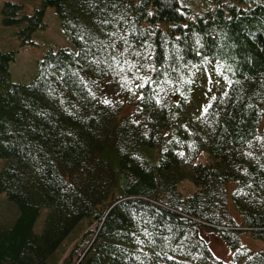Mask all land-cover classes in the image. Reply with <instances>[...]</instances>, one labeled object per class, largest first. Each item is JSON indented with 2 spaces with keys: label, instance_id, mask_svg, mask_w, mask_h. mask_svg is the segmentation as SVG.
I'll return each instance as SVG.
<instances>
[{
  "label": "trees",
  "instance_id": "trees-1",
  "mask_svg": "<svg viewBox=\"0 0 264 264\" xmlns=\"http://www.w3.org/2000/svg\"><path fill=\"white\" fill-rule=\"evenodd\" d=\"M48 7L76 51L48 50L21 84L0 48V194L18 211L0 264H49L63 244L59 264H264L239 236L264 240V0L5 1L2 24L31 43Z\"/></svg>",
  "mask_w": 264,
  "mask_h": 264
},
{
  "label": "rangeland",
  "instance_id": "rangeland-1",
  "mask_svg": "<svg viewBox=\"0 0 264 264\" xmlns=\"http://www.w3.org/2000/svg\"><path fill=\"white\" fill-rule=\"evenodd\" d=\"M5 1H15L20 2L24 6V11L28 14L33 13L37 8L40 7L42 0H0V48L3 51H16L15 60L10 64V73L12 81L28 84L36 76L38 72V62L42 59L43 55L50 49H57L58 47H67L73 51H76L75 46L70 41L69 37L66 36L61 28L60 20L56 15V12L53 7H48L45 12V23L46 27L44 29H37L31 36V43L23 44L22 39L19 35L23 26H4L2 24V15L1 8ZM212 89V88H211ZM209 90V92L211 91ZM208 93V92H206ZM204 94V93H203ZM202 94V95H203ZM201 95V96H202ZM200 96V95H199ZM264 118L260 130H263ZM210 157L206 153H202L198 160L203 164L209 163ZM8 159L0 158V170L7 164ZM235 183H229L227 185V202H228V211L229 215L232 217L234 222L237 225H242L243 218L241 214L235 209L232 200H231V191L233 190ZM178 190L181 192L183 197H188L194 194L198 188L197 186L189 179H185L178 185ZM44 211L42 210L41 215L39 216L37 223L35 225L36 231H39L43 218ZM18 214L16 206L11 203L6 197L5 193L0 194V227L8 226L13 223ZM89 229H93L94 225H90ZM87 228V229H88ZM83 229L80 227L76 233H74L72 239L69 243H72L75 237L78 238V235ZM86 230V229H85ZM84 230V231H85ZM83 231V232H84ZM83 234V233H82ZM204 237H207L208 244L212 250L214 256L225 262L230 263L234 259V251L229 248L226 243L219 238V236L212 232L209 229L203 231ZM240 241L242 245L247 246L253 251H263L264 252V240L255 239L248 232L240 233ZM81 238V236H80ZM80 240V239H79ZM74 242V241H73ZM75 243L70 244L71 247ZM69 245V246H70ZM63 244L55 253V257L51 259L49 264H59L62 257V247ZM69 253L68 250L65 251L63 257ZM63 259V258H62Z\"/></svg>",
  "mask_w": 264,
  "mask_h": 264
},
{
  "label": "snow or ice",
  "instance_id": "snow-or-ice-1",
  "mask_svg": "<svg viewBox=\"0 0 264 264\" xmlns=\"http://www.w3.org/2000/svg\"><path fill=\"white\" fill-rule=\"evenodd\" d=\"M107 103V101H105ZM210 106V105H209ZM204 111L206 112L207 111V108L204 109Z\"/></svg>",
  "mask_w": 264,
  "mask_h": 264
}]
</instances>
